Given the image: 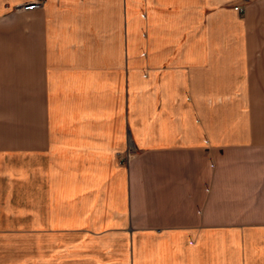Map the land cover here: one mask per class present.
I'll return each mask as SVG.
<instances>
[{"label":"crops","instance_id":"obj_1","mask_svg":"<svg viewBox=\"0 0 264 264\" xmlns=\"http://www.w3.org/2000/svg\"><path fill=\"white\" fill-rule=\"evenodd\" d=\"M30 1L0 0V264H264V0Z\"/></svg>","mask_w":264,"mask_h":264},{"label":"built area","instance_id":"obj_2","mask_svg":"<svg viewBox=\"0 0 264 264\" xmlns=\"http://www.w3.org/2000/svg\"><path fill=\"white\" fill-rule=\"evenodd\" d=\"M45 4V0H31L28 4L24 6L27 10H35L39 8H43ZM237 9L243 11L244 8L242 6H236Z\"/></svg>","mask_w":264,"mask_h":264},{"label":"rangeland","instance_id":"obj_3","mask_svg":"<svg viewBox=\"0 0 264 264\" xmlns=\"http://www.w3.org/2000/svg\"><path fill=\"white\" fill-rule=\"evenodd\" d=\"M21 163H22V161L20 159H16L14 161V164L11 165V167H10L11 171H13V172H21L20 168L23 166ZM30 163H31V161H30ZM33 163H34V167H35V160L33 161ZM29 168H30V171H33L32 163L29 165Z\"/></svg>","mask_w":264,"mask_h":264}]
</instances>
